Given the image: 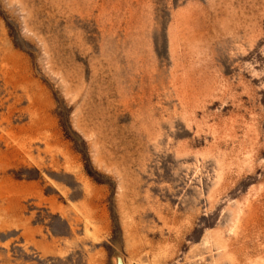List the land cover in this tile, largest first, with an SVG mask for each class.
<instances>
[{"label": "rangeland", "instance_id": "obj_1", "mask_svg": "<svg viewBox=\"0 0 264 264\" xmlns=\"http://www.w3.org/2000/svg\"><path fill=\"white\" fill-rule=\"evenodd\" d=\"M0 264H264V0H0Z\"/></svg>", "mask_w": 264, "mask_h": 264}]
</instances>
